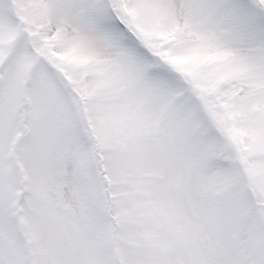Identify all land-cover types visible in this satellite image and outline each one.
I'll return each mask as SVG.
<instances>
[{
    "label": "snow or ice",
    "instance_id": "1",
    "mask_svg": "<svg viewBox=\"0 0 264 264\" xmlns=\"http://www.w3.org/2000/svg\"><path fill=\"white\" fill-rule=\"evenodd\" d=\"M0 264H264V0H0Z\"/></svg>",
    "mask_w": 264,
    "mask_h": 264
}]
</instances>
